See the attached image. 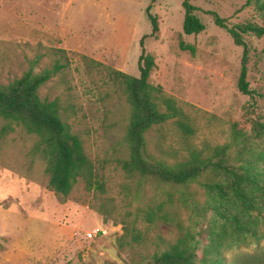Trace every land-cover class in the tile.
I'll return each mask as SVG.
<instances>
[{
  "label": "rangeland",
  "instance_id": "374dc122",
  "mask_svg": "<svg viewBox=\"0 0 264 264\" xmlns=\"http://www.w3.org/2000/svg\"><path fill=\"white\" fill-rule=\"evenodd\" d=\"M151 1L0 0V84L30 69L39 74L63 66L40 88V97L59 102L62 120L82 139L103 185L88 190L79 181L69 197H59L47 188L44 161L31 154L37 137L17 130L0 138V264H141L178 237L171 225H150L140 213L176 189L129 177L122 167L129 158L130 108L113 72L139 76L140 41L152 32L146 14ZM183 2L152 4L159 32L145 41L156 63L150 82L162 90L156 101L165 111V101L173 100L194 131L187 135L173 119L146 134L149 153L168 164L230 143L236 126L250 131L255 120L264 121V37L244 36L247 80L262 95L252 110L238 88L243 47L209 14L227 19L230 27L260 23L253 8L244 7L246 0H190L206 30L187 36ZM97 228L107 235L89 240ZM133 228L146 241L135 243L127 233ZM47 248L51 253L42 254ZM224 257L227 264H264V241Z\"/></svg>",
  "mask_w": 264,
  "mask_h": 264
},
{
  "label": "trees",
  "instance_id": "16d2710c",
  "mask_svg": "<svg viewBox=\"0 0 264 264\" xmlns=\"http://www.w3.org/2000/svg\"><path fill=\"white\" fill-rule=\"evenodd\" d=\"M152 4L146 9L152 32L140 41L139 76L113 72V79L124 89L130 108L125 137L129 158L123 162L124 172L129 177L151 179L177 191L169 194L167 200L140 210L150 225L160 221L178 232L174 242L141 264H227L224 252L264 241V121L255 120L250 131L236 126L230 143L205 152L195 151L181 163L168 164L149 153L146 134L155 126L178 119L184 133L194 132L181 120V112L173 100L165 101V111L156 101L162 90L150 82L156 63L145 48V41L159 32ZM244 7L253 8L260 23L230 27L227 19L215 12L209 14L217 27L225 29L234 43L243 47L238 88L251 99L250 108L254 110L256 97L262 95L252 90L247 80L250 49L244 36L264 37V0H246ZM183 8L185 35L204 32L206 26L195 15L197 8L190 0H184ZM62 69L59 64L39 74L30 69L19 79L0 84V138H7L17 130L36 136L31 154L44 161L47 188L67 198L79 181L88 190H102L103 185L96 179L82 139L62 120L59 102L40 97V88ZM129 231L135 243L146 241L139 229ZM262 256L259 253L257 258Z\"/></svg>",
  "mask_w": 264,
  "mask_h": 264
},
{
  "label": "built area",
  "instance_id": "2783aa9c",
  "mask_svg": "<svg viewBox=\"0 0 264 264\" xmlns=\"http://www.w3.org/2000/svg\"><path fill=\"white\" fill-rule=\"evenodd\" d=\"M107 232L102 228L93 229L87 234L89 240L97 239L100 236H106Z\"/></svg>",
  "mask_w": 264,
  "mask_h": 264
},
{
  "label": "crops",
  "instance_id": "0c3cea01",
  "mask_svg": "<svg viewBox=\"0 0 264 264\" xmlns=\"http://www.w3.org/2000/svg\"><path fill=\"white\" fill-rule=\"evenodd\" d=\"M41 221V220H40ZM42 221H44V219L42 220ZM45 222V221H44ZM44 251L42 252V254H47V255H49L51 252H50V250H49V248H47V249H43ZM37 251H35V253H36ZM35 253H33V254H35ZM38 258V257H37Z\"/></svg>",
  "mask_w": 264,
  "mask_h": 264
}]
</instances>
